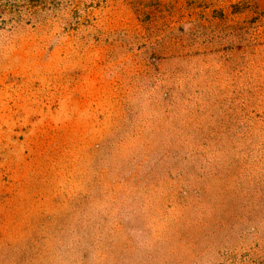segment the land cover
I'll use <instances>...</instances> for the list:
<instances>
[{
    "label": "rangeland",
    "instance_id": "rangeland-1",
    "mask_svg": "<svg viewBox=\"0 0 264 264\" xmlns=\"http://www.w3.org/2000/svg\"><path fill=\"white\" fill-rule=\"evenodd\" d=\"M0 264H264V0H0Z\"/></svg>",
    "mask_w": 264,
    "mask_h": 264
}]
</instances>
